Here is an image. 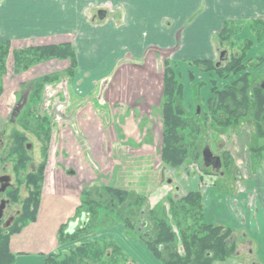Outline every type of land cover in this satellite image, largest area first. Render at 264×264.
Listing matches in <instances>:
<instances>
[{
	"label": "rangeland",
	"instance_id": "obj_1",
	"mask_svg": "<svg viewBox=\"0 0 264 264\" xmlns=\"http://www.w3.org/2000/svg\"><path fill=\"white\" fill-rule=\"evenodd\" d=\"M111 12V4H107L104 7L89 9L87 15H80L81 26L86 33L83 42L89 48L94 47L102 52L101 39L109 37L108 34L102 33V30L111 25L114 18ZM249 22L246 21L244 26L234 33L233 40L220 44L216 35L214 42L218 52L217 56L199 60H210L216 65L225 66L228 59L241 50L244 41H253L252 48L256 44L263 43L264 41L257 42ZM247 26L250 28L251 36L246 34L244 36ZM26 44L18 41L12 45L11 42L12 52L7 59L6 74L0 80L3 85L0 98V136L2 135L4 144H6L1 158L9 172H15L21 177L20 187L14 194L15 204L12 214L16 215L18 210L22 211L24 208L23 204L32 187L31 179H29L32 173H36V177L31 182L36 184L41 182V186L37 184V188H41V198L44 192L52 189V193L66 197V199L73 197L80 207L86 189L112 188L128 192L130 201L134 202L124 207L125 211L121 216L117 211L118 208L110 204L113 209L108 208L115 212L113 214L108 212L111 217L108 221H103L106 218H102V215L107 213L104 206H94L91 214L84 212V218L82 214L75 213L65 223L66 225L64 224V237L69 231L74 230L76 233L82 229L83 223H89V230L84 233L79 232L69 241L62 237V240L58 241V250L54 253L59 259L70 257L69 255L75 249L85 245L102 243L104 246L102 260L99 262L92 260L88 264H143L135 256V253L139 254L135 242L140 241L148 248L147 242L139 237L136 229L131 232L126 222L130 221L135 224L137 221L135 227H140L143 225L141 218L149 219V215L141 216L142 210L149 212L154 207L160 210L164 207L163 205L167 206L168 217H171L172 211L169 206L172 199L199 190L203 195L205 221L231 227L234 230L232 237L236 242V250L221 264H264V233L250 234L251 237H246L244 232L248 228L243 226L246 219L242 215V210L230 211L241 207L239 192L242 189V182L246 181V179L236 177L235 173L238 172L236 163L234 162L231 171L227 172L226 176L222 174L225 170L221 168L222 164L216 169L212 164L206 165L204 152L200 161L190 157L178 168L166 163L162 156L165 132L166 65L171 66L179 81L183 83L182 104L186 111L195 117L198 115L197 107L200 105L202 115L195 118L200 119L199 126L203 132L199 142L201 151L209 148L212 155L220 159V163L223 153L231 152V141L236 134L241 133L243 125L247 122L253 125L257 123L252 118H248L239 126L229 129L215 126L207 117L209 100L213 95V80H216L219 87L223 88L241 77L243 73L229 79H222L215 69L209 70L205 65L196 64L195 61L198 59L186 60L184 64H180L175 60L174 53L171 51L167 56L156 51L149 52L144 58L139 59L128 55L115 78L110 76L104 79L97 87L90 89L88 99L86 97L83 99L80 95L84 89L77 80L80 72L79 62L77 61V69H74L71 65V57L68 59L52 58L42 61L27 71L17 73L14 51L32 47V44L29 46ZM53 44L60 46L70 44L78 60L77 48L81 47L80 40L75 39L71 42L62 37L55 42L52 39ZM112 47L107 48L110 50ZM224 51H228V59L221 61ZM258 59L263 58L245 60L248 65L247 72L254 75L261 73L258 72L262 66L258 64ZM49 75H52L54 80L41 90L42 98L32 102L29 106L30 113L25 119L29 127L20 126L17 119L27 104L30 83L37 78ZM68 92L70 94L74 92L71 103L67 100L66 93ZM21 104L23 106L20 114L13 120L14 112ZM14 129L27 136L25 151L29 159L19 171L16 169V157L7 155L10 136ZM259 129L262 132L256 133L254 143L264 141V130ZM36 130L40 131L39 137H37ZM43 131L49 132V141H46ZM185 133L189 134V132ZM190 139L193 138L190 136L189 141ZM29 144L30 147H28ZM231 156L234 158L233 155ZM42 164L43 177L39 178L38 172L41 171ZM71 172H74L72 175L75 178L71 177ZM221 181L225 183L224 188L220 184ZM139 196L145 198L143 204H137L136 198ZM114 214L115 216H112ZM71 224L75 226L72 227ZM153 225L152 220L149 226L144 224L143 231L150 232L154 229ZM175 230L179 234L178 229L175 228ZM178 244L179 250L183 252L180 238ZM257 248L260 249L259 252ZM42 254L46 258L52 255V250ZM154 257L164 264L156 256Z\"/></svg>",
	"mask_w": 264,
	"mask_h": 264
},
{
	"label": "crops",
	"instance_id": "obj_2",
	"mask_svg": "<svg viewBox=\"0 0 264 264\" xmlns=\"http://www.w3.org/2000/svg\"><path fill=\"white\" fill-rule=\"evenodd\" d=\"M107 4H111L114 18L102 30L109 37L101 39V55V51L83 42L86 33L80 15ZM258 18L264 19V0H0V41L40 46L62 37L71 42L80 40L77 80L84 89L80 95L84 99L104 79L115 78L128 55L139 59L149 52L167 56L171 51L180 64L215 58L218 52L214 37L227 20ZM245 34L252 35L249 26ZM108 46L113 47L109 50ZM247 58L264 60V42L256 44ZM258 72H264V63ZM73 93H66L70 103ZM198 110L202 111L200 105ZM243 126L231 141L230 153L237 165V177L246 181L239 192L241 207L230 211L242 210L246 219L243 226L248 228L244 234L251 237L250 234L264 233V141L254 143L256 133L262 132L256 124L247 122ZM77 208L73 197L66 199L52 193V189L44 192L36 221L11 238L10 248L17 255L15 264H42L43 252L56 253L60 227L75 215ZM135 245L139 254L134 253L141 263L161 264L142 242Z\"/></svg>",
	"mask_w": 264,
	"mask_h": 264
},
{
	"label": "trees",
	"instance_id": "obj_3",
	"mask_svg": "<svg viewBox=\"0 0 264 264\" xmlns=\"http://www.w3.org/2000/svg\"><path fill=\"white\" fill-rule=\"evenodd\" d=\"M245 23L246 21L244 20H227L223 29L217 34L219 43L222 44L224 41L233 40L234 33L239 28H242ZM249 25L256 36L257 42L264 41V19L252 20ZM253 45L254 42L251 40L244 41L241 50L237 51L229 59L227 58L228 61L225 66L216 65L214 61L210 60L195 61L196 64L207 66L206 69H215L218 76L222 79H229L232 76H238L239 73H243L241 77L223 88H220L218 82L213 80V95L209 100L207 117L219 128L229 129L237 127L246 119L252 118L257 123L256 125L264 130V88L262 87L264 74L254 75L247 72L248 65L245 61L248 51ZM11 52L10 41L0 43V80L6 74L7 59ZM226 52L228 54V51ZM14 56L17 73L27 71L42 61L52 58L68 59L71 57L72 67L74 69L78 67L77 54L70 44L65 46L57 44L32 46L14 51ZM258 64L262 65L263 59H258ZM52 80H54L52 75H49L37 78L30 83L27 104L22 113H19L20 116L17 119L20 126L29 127L25 123V119L30 113L29 106L32 102L42 98L41 90L50 85ZM2 93L3 85L0 81V98ZM164 93L166 103L164 107L163 160L175 168L181 167L186 162V159L190 157L200 161L204 152L203 150L201 151L199 144L203 132L199 126L200 119L195 117L202 115V111L200 113L197 111L198 115L195 117L186 111L182 104L184 95L183 83L179 81L174 70L168 64L165 70ZM35 132L37 137H39L40 131L36 130ZM185 132H189V134L187 135ZM43 133L46 135V141H49V132L43 131ZM190 136L193 139L189 141ZM26 140L27 136L25 133L17 129H14L10 136L7 155L16 157L17 171L22 169L25 161L29 159L25 151ZM223 154L221 168H224L225 172L222 171V174L227 176V172L232 169L234 160L229 152H224ZM42 166L43 164L40 167L41 171L38 172L39 178L43 177ZM207 173H210V171L208 170ZM35 175L36 173L29 175L32 187L23 204L24 208L21 215L10 228H0V264H15L17 255L11 251V237L13 234L20 233L26 226L37 219L39 202H41V188L37 187L38 185L41 186V182L39 181L38 185L35 182L32 183L33 178L36 177ZM223 181L220 184L224 188L225 183ZM84 196L82 205L77 208L76 213L84 216V212H90L91 214L94 206H104L107 213L102 215V218H106L103 221L111 219L110 215H108L109 208H111L110 204H112V207L114 205L115 208H118L117 211L121 216L122 212L125 211L124 207L134 203L130 201L131 198L128 192L112 188L86 189ZM172 200L169 206L172 211V220L171 217H168L167 206L165 205L160 210L154 207L149 212L146 210L141 211V216L147 217L149 215V219L141 218L143 225L149 226L151 220L153 221L154 229L150 232L143 231V225L135 227L137 221H135V224L130 221L126 222V226L131 232L136 229L139 237L146 240L147 246L154 256L164 264H221L233 255L236 250V242L232 237L234 230L231 227L205 221L203 195L199 190L189 192L180 198ZM136 201L137 204H143L145 198L139 196ZM114 212L110 211V214ZM112 216H115V214ZM65 225L63 224L60 227L58 241H61L62 237H64ZM89 226V223H83L82 229H79L76 233H74V230L69 231L65 235L64 240H72L81 231L82 233L87 232ZM175 228L178 229L179 234ZM179 238L182 241L183 252L179 250ZM103 250L104 246L102 243L88 244L75 249L69 255L70 257L64 259H59L55 254L47 256L42 264H88L92 260L99 262L104 255Z\"/></svg>",
	"mask_w": 264,
	"mask_h": 264
},
{
	"label": "flooded vegetation",
	"instance_id": "obj_4",
	"mask_svg": "<svg viewBox=\"0 0 264 264\" xmlns=\"http://www.w3.org/2000/svg\"><path fill=\"white\" fill-rule=\"evenodd\" d=\"M263 63H264V60H263ZM261 73L264 74V72H261ZM262 87L264 88V82L262 83ZM28 96H29V91H28L27 98ZM3 140L4 139L2 138V135H1L0 136V228L8 229L13 224H15L17 218L22 213L21 210H18V213L16 215L12 214V211L14 209L13 207L15 204L14 194L16 191H18L20 187L19 184L21 183L20 182L21 177H19V175L15 172H12V173L9 172L7 170V166L3 164L4 160L1 157H2L4 149L6 148V144H4ZM28 147H30V144ZM3 158L5 159V157ZM235 174L237 177L238 173L236 172Z\"/></svg>",
	"mask_w": 264,
	"mask_h": 264
},
{
	"label": "water",
	"instance_id": "obj_5",
	"mask_svg": "<svg viewBox=\"0 0 264 264\" xmlns=\"http://www.w3.org/2000/svg\"><path fill=\"white\" fill-rule=\"evenodd\" d=\"M226 58H227V52L224 51V52L222 53V56H221V61L225 60ZM22 106H23V104H21V105H19V106L17 107V109H16V111L14 112V115H13V120H14V118L19 114V112H20ZM204 160H205L207 166H209V165L212 164V165L214 166L215 169L220 167V164H221V163H220V159H219L218 157H214V156L212 155L211 150H210L209 148H206V149L204 150ZM71 226L74 227L75 224H71Z\"/></svg>",
	"mask_w": 264,
	"mask_h": 264
}]
</instances>
